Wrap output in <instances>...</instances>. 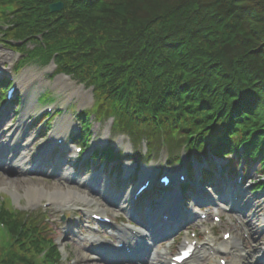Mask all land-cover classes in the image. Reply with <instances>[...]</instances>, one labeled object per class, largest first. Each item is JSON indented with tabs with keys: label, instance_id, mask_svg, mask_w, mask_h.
I'll use <instances>...</instances> for the list:
<instances>
[{
	"label": "trees",
	"instance_id": "obj_1",
	"mask_svg": "<svg viewBox=\"0 0 264 264\" xmlns=\"http://www.w3.org/2000/svg\"><path fill=\"white\" fill-rule=\"evenodd\" d=\"M251 1L0 0V22L12 38L34 40V57L56 54L124 128L221 155L244 146L264 174V0ZM56 2L64 8L51 13ZM0 221L12 237L0 261L66 264L44 218L2 205Z\"/></svg>",
	"mask_w": 264,
	"mask_h": 264
},
{
	"label": "rangeland",
	"instance_id": "obj_2",
	"mask_svg": "<svg viewBox=\"0 0 264 264\" xmlns=\"http://www.w3.org/2000/svg\"><path fill=\"white\" fill-rule=\"evenodd\" d=\"M54 12L58 13L61 12V10ZM3 25L5 26V24ZM3 25H0V31L4 29ZM9 44L10 43L6 42L4 39L0 40V53H3L7 56V60L3 65L0 66V72H6L0 73V75L11 78V81L24 73H28V75L29 73H33L35 76V80L31 85L32 89L28 93L20 95L22 100L25 98V101L23 100L22 104V111L20 110V117H23V109H25L27 105L30 106V108L29 110L27 108L28 113L24 117L25 120L22 122V124L24 123L23 127L21 125L18 129L21 130L24 128L23 130L26 131L28 125L30 124V116L38 121L39 117H41V113L45 111L48 106L56 107V111L50 113L51 116H43V118L41 119V124L47 122V125H42L45 132H42L40 135H50L51 133H53V131L55 132L57 124H59L63 120H68L72 126V130L70 132H67V139L65 141L66 145H70V141H73L76 146L82 147L83 145L77 142V138H75L74 140L71 138H73L74 136H78L80 133L81 125L78 120V113L86 108L92 107L94 103V95L92 89L85 85L78 84L70 77L68 78H70L74 83L70 88H65L64 86L57 84V80L58 78H60V75H55L56 68L53 65L45 68L35 64H27L17 76V74L15 72L13 73V71L16 70V65L21 60V56L17 55L15 50L13 51V49H11L14 47H11ZM14 49H16V47ZM45 89H51L53 92H56L59 95L58 98L53 102L50 101L41 104L38 103L39 94L44 92ZM78 92H81V94H79ZM83 94H88L90 96L88 102H84ZM4 105H6V103ZM8 108L10 110V112L8 111L7 115L8 121H10V124H14V126L18 127L21 122L17 120L16 117L14 118V113L19 112V110H16L17 106H15V104H11V106ZM60 110H64V113L59 114L58 112ZM90 123V132L92 134L90 143L92 146L90 149H87L88 154L91 153V151H93V149L95 148H101L102 146L106 148L107 146H111V148H113L115 152L123 151L124 156H121L120 159H112L110 160L111 162L107 160L100 162L92 160V162H89V166L87 167L88 170L77 173L76 176L73 177V179L77 180V182L78 180H81L80 182L82 183V181L88 180L92 176H98L101 183H110V187L112 190L113 188L117 187L118 190L116 191V193L119 194L120 191H122L121 176L124 175L125 172L128 173L127 165L130 163L133 165L136 164V160L130 158L131 156H128L136 155L138 154V152H146L147 140L143 138L139 140L137 144H135L132 141V138H130L127 134L125 135L116 132L112 128V121L109 120V118L100 120L98 117L91 115ZM49 126L51 127V129H48ZM47 129L48 131H52L50 133L48 132L47 134ZM37 131L38 129L31 128V131L29 133L34 134L37 133ZM11 133H13V131L5 135V137L12 138ZM53 138L54 137H52L51 142L54 143L56 147H58L59 149L65 147V145H58L56 143V140ZM93 153L95 155L101 156L98 150H95ZM174 153H179V151L176 150ZM182 153H185V151H183ZM183 155L186 160L185 165L187 167H191L194 164V167L197 168V170L200 169L199 167H201L204 164V160L207 159L204 152L200 154L199 157L196 156L195 152H193L192 154L187 153ZM168 157L171 159L173 155L169 153L167 148H162L159 152L155 151L151 155V159L153 161L151 160L152 162L149 164V166H145L144 164L141 166L139 165L140 170H138L139 174L137 175V177L141 175L145 168H147V170L152 168L153 170H156L158 172L155 177L156 180L164 174V167L168 166L173 169L175 177L178 178V175L181 173L180 171H185V166L182 168L175 166L176 162L172 160L170 161L169 159H167ZM101 159L103 160L102 157H100V159L97 158L96 160ZM68 163L70 164L73 162ZM163 164L165 166H163ZM258 165L255 163L251 165L250 168H248V170L246 171V175L244 176L245 179L249 175L251 177H254L255 180L257 179L259 181L260 177H258L257 174L259 173ZM4 171L5 172L0 171V177H3V179L4 176L9 177L8 175H10L9 171ZM121 173L123 174L121 175ZM11 175L13 176V174ZM20 177L29 179L28 181H26L28 185L34 182H43L48 186H53L59 183L60 180H62L59 176L48 177L47 175L42 176L35 174H25L24 176ZM233 179L235 178H232L231 175L224 176L220 179L219 183L216 179V182L211 184V186L208 185L204 187V190H208L207 192H205V195L207 197L213 198V200L215 201L218 199L217 201L220 204H218L217 207L221 210V215H223V223L219 224L218 226H213L212 215H210L204 222L201 221L204 223V225H202L201 227L202 231L206 230L208 226L213 229L215 237L214 239H212V245L215 247L212 249V251L209 249V247L205 249L204 252H202L200 255L201 258L197 260L195 264H220V259H225L227 260V262L234 260V255L232 253H224L223 251L221 253L220 251L216 252V247L218 246V244L223 242V232L229 231L232 233V238L241 239L242 243H244V252L241 253L242 257L239 261V264H264V254L261 253H264V191L255 192V188H252V181L250 179H248V181L245 180L246 185L243 188L246 189L247 195H245V193L243 194V197L240 196V201L237 203L238 205L235 206L236 210L238 211L233 212V210L231 209V206L234 202L233 197H226V195L229 193V188L234 185L232 182L234 181ZM90 181L91 179L89 180V182ZM77 182H73L72 180H70V182H64V185L70 187L71 190H79V188L84 190L82 187H79L76 184ZM116 182H118V184H116ZM28 185H23L21 190H19V193L21 195L20 198H15V196L13 195L14 193H12V191H10L9 189L1 187L2 184L0 183V203L7 205L10 209L12 208L11 204H14V210L27 212V214L29 213L32 217L37 215L38 213H41V211L38 210H44L45 213L43 215L46 219V224L44 225L45 230L47 234L52 237V239L57 241V245L61 250V259L66 262V264H111L96 255L94 253L95 246L92 243L88 242V237L92 236L103 238L105 241H109L111 235L110 233L108 234V232H117V229L112 230L110 228L97 227L90 222L87 212L88 209L96 212L97 210L94 205H88L84 201H74V203H70L69 206L61 208L54 205L49 206L50 202H48V199H45L42 200L39 205L32 206V203H30L31 198L26 196V188ZM127 187L126 190H128ZM84 191L87 192L86 190ZM188 193H190V195L192 194V196L196 194L195 191H190ZM251 197L253 199V202L251 204H247L249 198ZM98 200V202L101 203L104 208H106L103 200ZM201 201H203V199H201ZM185 203V205H188L187 207L193 205H189V202H186V200ZM185 208L186 207L182 208L183 212H185ZM206 208H202V212L206 211ZM229 208L232 211H229ZM192 209L193 207H190L188 211L190 212ZM224 209H226V211ZM106 210H108V207L106 208ZM108 213L118 221V227L123 226V224L120 223V217L124 214L123 212L116 208H110V211ZM63 216L66 217L65 220H62ZM71 222H74V224L71 225ZM195 227L196 226L193 225L191 231H194ZM77 233L84 238L81 239L80 237H78ZM203 236L201 240H203L202 242H206V239H204ZM11 238L12 237L9 233L8 227H5L4 224L0 222V247L3 248V246L9 244ZM111 240L114 241V238L111 237ZM175 244V248H172L171 251H169V247L163 245L162 243H159V251H157L159 257L155 262H158V260L159 262H161L162 260H165L167 262V259L163 258V255L167 252V255H165V257H167L168 255L170 256V254L174 253L178 247L177 245L179 244V242H176ZM0 263L7 264L6 261H0ZM16 263L18 262H15V264Z\"/></svg>",
	"mask_w": 264,
	"mask_h": 264
},
{
	"label": "bare ground",
	"instance_id": "obj_3",
	"mask_svg": "<svg viewBox=\"0 0 264 264\" xmlns=\"http://www.w3.org/2000/svg\"><path fill=\"white\" fill-rule=\"evenodd\" d=\"M262 3H263V0H252L250 2V5L252 6V5L256 4L258 6V4H262ZM6 60H7V56L3 53H0V66L3 65ZM29 80H30V84H28ZM34 80H35L34 74L29 73V75H28V73H27L23 77V79L20 82H18L19 91L23 92V93H28L32 89L31 85H32V82ZM57 84L64 86L65 88H70L74 83H73V81H71L70 78H68L66 76H60V78H58V80H57ZM78 93L81 94V92H78ZM89 97L90 96L88 94H83L84 102H88ZM27 108L29 110L30 106L27 105V107L25 109H23V116L24 117L28 113ZM71 130H72V126L68 120H63L59 124H57L56 132L59 133V135L61 133L70 132ZM9 142H10V140H5L3 136L0 138V159L4 158L6 156V153L9 155V152L17 151L18 154H20L21 156L24 155V157L23 158L20 157L19 159H17L15 161V164L17 166H20V164L24 166V161L30 155L31 149L28 150V148L21 145V143L19 141L15 142L13 144H10ZM48 147L49 146H47L45 148V150ZM31 167H35V169L27 170L25 172V174H35V173L39 172V170L42 166L40 165V162H39V163L34 164V166L32 165ZM148 173H149V171L145 170L142 173V179H150L151 175L150 176L147 175ZM257 174H259V173H257ZM8 176L9 177L4 176V179H3V177H0V183L2 184L1 187L9 189L10 191H12V193H14L13 195L15 196V198H20L21 195L19 193V190H21L23 185H28L26 181H28L29 179L20 177V175L17 176L16 174L13 176L10 174ZM93 180H94L93 182L95 184H99V179L94 177ZM68 181H69V179L63 177L62 181H59V183H57L53 186H48L46 183H43V182L42 183H40V182L35 183L34 182V183L27 186L26 196L31 198L30 203H38V202H41L42 200L48 199V202H50L51 205H54L56 207H61V208L65 207V206H69V204L74 203V201H84L88 205H94L95 208L97 210H99L101 213H107L106 209L101 208V204L98 202V199L94 196V194L96 195L97 193H95L93 191V188H92L93 186H88L89 193H87L88 191L86 190V187L84 188V186H81V187L84 190H86L87 192H85L81 188H79V190H77V189L71 190L70 187H67L66 185H64V182H68ZM259 182L263 183L264 178L263 177L260 178ZM176 184H177V186H179L180 182H176ZM103 187H104V189H106V186H103ZM243 187L244 186L242 184L239 186L240 189L238 190V192H236V195H238L239 192L244 193V194L246 193L245 195H247V191ZM232 197H234V195H232ZM132 200H133V196H130L129 199L127 201L124 200L123 203L128 204V206H129L130 203L132 202ZM252 202H253V199L251 197V198H249V201L247 202V204H251ZM176 203L177 202H174V204H176ZM0 206H2V205L0 204ZM178 218L179 217H177V219ZM180 218L183 219L181 216H180ZM118 235L121 237H125L127 239L132 238L131 236H129L126 233V229H120ZM243 244L244 243H242L241 239L231 238L227 242L219 243L216 251L217 252L224 251L225 253H228V252L232 253L234 255V260H231L227 264H239V261L242 257L241 253L244 252L243 251V246H244ZM102 246L105 247L103 252L105 253V255L107 257H109V254H110V255L117 257L116 259H119V256H120L119 251L113 250L108 243H103ZM205 247H207V245H205ZM261 253L264 254L263 252H261ZM142 262L143 261L139 260V263H142ZM115 263L116 264H123V261L117 260V262H115ZM161 264H165V261H162Z\"/></svg>",
	"mask_w": 264,
	"mask_h": 264
},
{
	"label": "water",
	"instance_id": "obj_4",
	"mask_svg": "<svg viewBox=\"0 0 264 264\" xmlns=\"http://www.w3.org/2000/svg\"><path fill=\"white\" fill-rule=\"evenodd\" d=\"M61 9H62V4L61 3L51 5V11L52 12L60 11Z\"/></svg>",
	"mask_w": 264,
	"mask_h": 264
}]
</instances>
